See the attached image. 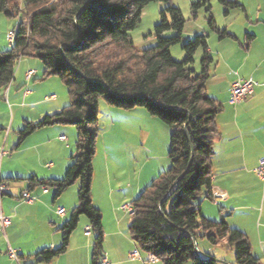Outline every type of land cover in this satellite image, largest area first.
I'll use <instances>...</instances> for the list:
<instances>
[{
    "label": "trees",
    "instance_id": "16d2710c",
    "mask_svg": "<svg viewBox=\"0 0 264 264\" xmlns=\"http://www.w3.org/2000/svg\"><path fill=\"white\" fill-rule=\"evenodd\" d=\"M17 1L0 0V13L21 14L10 49L0 53V89L4 91L13 81L21 59L33 58L42 63L43 79L56 76L64 83L71 101L36 123L26 122L18 131L16 147L47 126L76 129L75 151L64 178L27 179L31 185L55 188L56 195L78 182L77 207L60 229V246L39 251L36 261L48 263L63 254L79 216H85L94 235L91 264H100L102 219L92 205L91 183L101 98L118 109L141 108L170 129L169 168L130 203L128 234L138 251L152 254L161 264H215L195 254L194 242L205 239L212 246L224 242L233 248L234 264H264L252 255L244 233L224 221L206 219L199 209L200 198L212 196L213 144L218 135L215 119L222 109L205 88L212 64L206 52L208 36L202 33L184 44L185 58L176 62L169 48L181 42L184 20L179 9L169 5L161 13L154 28V47L137 50L129 34L139 24L145 6L170 0H24L22 8ZM208 26L219 39L230 37L212 17ZM168 31L173 36L163 37ZM198 49L203 55L196 73L191 66Z\"/></svg>",
    "mask_w": 264,
    "mask_h": 264
},
{
    "label": "crops",
    "instance_id": "0c3cea01",
    "mask_svg": "<svg viewBox=\"0 0 264 264\" xmlns=\"http://www.w3.org/2000/svg\"><path fill=\"white\" fill-rule=\"evenodd\" d=\"M240 12L242 15L232 22L233 25L225 23L222 27L230 37H210L207 40L206 52L212 58V64L209 68L210 77L205 84L206 93L222 106L215 119L218 135L213 144L211 194L220 191L224 197L213 200L212 196H202L199 209L206 219L224 221L231 229L244 233L250 243L252 255L263 260L264 184L257 178L254 169L264 154V8L259 6L248 11L242 7ZM225 15L228 17L230 12L226 11ZM201 53L196 60L200 58ZM18 65V71L15 70L7 93L5 94L6 89H0V129L5 131L3 136H0V150H7V154L0 159V178L13 181V184L7 183L8 190L0 200V211L10 218V224L3 230L0 228V264H91L94 235L91 231L89 234L85 233V229L90 228L85 216H79L63 254L48 263L36 261L35 255L39 251L54 250L60 246V229L77 207L78 187L71 185L72 188L69 186L56 195L55 188L46 187V192H43L41 186L31 185L27 179H63L71 163L76 132L71 125L47 126L35 130L16 147L18 130H21L26 122L36 123L45 115L54 114L65 107L54 94L45 95L41 101H37L42 85L33 83L37 81L34 77L38 74V70L33 67L39 68L36 62L23 58ZM29 69L34 70L36 74L25 80L24 73ZM249 78L256 82L253 94L240 104L230 105L228 97L231 84ZM49 96H55V99L45 100ZM26 100L31 104L29 107L23 103L21 105V102ZM109 107L107 111L114 115V107ZM130 111L137 113L133 112L135 125L132 126L139 131L140 145L147 146L154 133L151 129L161 124L164 134L167 130L169 149L168 126L141 108ZM109 120L111 121V118ZM107 150L108 147L104 146V175L110 180L109 168L112 167L114 171V166L108 168ZM14 162L22 165V169H19L22 171H14ZM164 170L163 165L160 168L152 167L150 174L147 172L146 176L154 179ZM146 176L145 183L138 181L129 191L131 199L123 200L131 203L140 194L145 185L149 184ZM97 187L91 183L92 205L100 213L106 210L105 213H108L111 219L106 225L105 213L101 215L102 255L107 258L109 264H161L158 261L145 262L146 254L140 251L139 260L128 259V254L138 249L128 232L120 227V219L124 218H114L119 209L114 207L113 195L105 189L103 194L107 197L105 205L102 206V200L97 196ZM25 191L34 197L30 204L21 199V194ZM58 208L65 211L64 216L57 215ZM124 212L128 217V228L131 214ZM10 249L16 253L18 262L9 257ZM206 255L211 256L204 254L202 257Z\"/></svg>",
    "mask_w": 264,
    "mask_h": 264
},
{
    "label": "rangeland",
    "instance_id": "374dc122",
    "mask_svg": "<svg viewBox=\"0 0 264 264\" xmlns=\"http://www.w3.org/2000/svg\"><path fill=\"white\" fill-rule=\"evenodd\" d=\"M204 1L205 0H170L169 3L153 2L148 4L144 7L141 13L139 24L135 27V29L129 32L134 47L137 50H146L156 45L157 39L154 36V28L161 20V13L166 11V8L169 5L179 9L184 20L181 42L169 48L170 55L176 62H181L185 58L182 46L188 41L192 40L195 36L204 33L208 36L207 40H209L210 37L218 38L217 34L211 31L208 26L209 17H212L215 24L218 27H221V31H225L222 27L225 25V23L233 25L232 22L236 21L239 15H242V13L240 12L242 7L248 11L255 10L259 6L264 8V0H206V4L204 3ZM221 1L236 3L240 5V7H226L223 5V3H221ZM17 4L19 8H22L24 5V0H18ZM226 11L228 13L230 12V15L228 17L225 15ZM166 15L168 21H170L168 14ZM20 21V13L14 14L12 16H6L4 13H0V53L6 52L10 49V44L6 39V34L9 32H13L14 34H16ZM173 34L174 33L172 31H168L165 32L162 36L168 38L173 36ZM200 53V58L196 60V58H198V54ZM202 55V49H198L195 53L194 64L191 67L196 71V73L200 72V60L202 58ZM27 59H31L33 62H36L39 67H33V69L38 70L37 76H35L36 72L33 75L35 76L34 78H37V81H33V83H40L42 85L38 91L39 97L37 101H41L45 95L54 94L57 96V99L60 98V102H63L64 106H67L71 100L64 83L56 76H49L43 79L42 63L37 59ZM18 68L19 65L17 66L16 71H18ZM27 71H25V73ZM33 76H31V78ZM30 82L32 84V80ZM10 84L6 87L5 94L9 90ZM22 103L26 107H29V105H31L27 100L26 102H21V105ZM109 108V105L103 99L100 98L98 100L99 114L97 126L99 131L95 142V154L92 159V183L94 186H98L97 196L99 197L98 199L102 200V206L105 205L107 197L105 194H103V192H105V189L107 193L110 192L113 195L114 207L121 210L119 211L117 209L118 213L116 214V216H114V218H124L120 219V227L124 228L127 233L128 217L124 215L126 213L124 212L125 210H123L122 207L124 205L130 204L129 201H125L127 199L130 200L132 197L130 196L129 191L132 187H135L138 181H141L143 183L146 182L145 176L147 172H149L150 174L152 167L160 168L163 165L165 169L164 171L168 169V134L167 130L164 134L163 126L158 123L159 125H157V128L151 129V131L154 133L151 135L150 143L147 144V146L143 147L139 144L138 141V137H140L139 131L132 126V124L135 125L134 114L136 113V111L123 110L114 107V115H110L107 111ZM134 110H137V107L134 108ZM110 118L111 121L109 120ZM72 128H74V132H76L75 127ZM3 133H5V131H0V136H3ZM17 142L18 138H16L15 143ZM15 143L13 145H15ZM74 144L73 153L75 151ZM104 146L108 147V168L111 167V165L114 166V171L112 170V167L109 168V172L111 174L110 180H107L109 177H107V175H104ZM19 149L20 147L18 148V150ZM5 151L7 150L5 149ZM112 158H114V160H111ZM13 164V169H15L14 171H22L19 170L22 169V165L20 163L14 162ZM1 168L2 162H0V169ZM146 177L147 181H149L147 183L150 184L153 179L151 178V176H149L148 178V175ZM3 182L13 184V181L10 180H3ZM72 186L78 187V182ZM72 186H70L69 188H72ZM128 194L129 196H127ZM105 212L106 210L104 211V213ZM104 213L101 212V215L103 216ZM3 216L6 217L5 215ZM104 217L105 224L107 225L108 221L110 222L111 219L108 216V213H105ZM6 218L10 220L9 217ZM196 245L200 254H210V258L216 260L214 261L215 264L235 263V250L226 246L224 242L220 245L212 246L205 239H198L196 241ZM259 260L264 261V259Z\"/></svg>",
    "mask_w": 264,
    "mask_h": 264
},
{
    "label": "built area",
    "instance_id": "2783aa9c",
    "mask_svg": "<svg viewBox=\"0 0 264 264\" xmlns=\"http://www.w3.org/2000/svg\"><path fill=\"white\" fill-rule=\"evenodd\" d=\"M13 38H14L13 32H9L6 34L7 42L10 45H12ZM34 74H35L34 70H28L24 75L25 80L30 79L31 76H33ZM255 86H256V82L252 78H249L247 80H238V81L232 83L230 86V89H229L228 103L230 105H237V104L244 102L247 98H249L253 94ZM54 99H55V96H49V97L45 98V100H54ZM6 154L7 153L1 148L0 159L3 158ZM254 173L257 176V178L264 184V154L258 160V164L254 169ZM46 189L47 188L45 186H41V190L43 192H46ZM7 190H8V184L4 183L3 180L0 178V200H1L2 196L7 192ZM223 197H224V195L220 191H216V192L212 193L213 200H216L218 198H223ZM21 199L24 202L29 203V204L34 201V197L31 196L26 191L21 194ZM129 205L128 204L124 205L122 207V209L132 213V207H131V205L130 206ZM64 212L65 211L62 208H58L56 210L57 215L60 217L64 216ZM9 224H10L9 219L4 217L2 212L0 211V228L3 230ZM89 232H90V228H86L85 233L89 234ZM8 255L11 259L18 262V257L13 250L10 249L8 251ZM128 259L129 260H139L140 259V252L138 250L131 251L128 254ZM145 260H146L145 262L152 263V262L156 261V258L153 255H147L146 254ZM100 264H109V261L107 260V258L104 255H102V257L100 259Z\"/></svg>",
    "mask_w": 264,
    "mask_h": 264
},
{
    "label": "water",
    "instance_id": "95a60500",
    "mask_svg": "<svg viewBox=\"0 0 264 264\" xmlns=\"http://www.w3.org/2000/svg\"><path fill=\"white\" fill-rule=\"evenodd\" d=\"M186 137H187V139H188V136H187V135H186ZM188 141H189V139H188ZM189 142H190V141H189ZM175 183H176V182H175ZM194 250H195V254H196V256H197L199 259L204 260V261H206V260L216 261V260H213L212 258H209V257H202V255L200 254V252H199V250H198L197 245H196L195 242H194Z\"/></svg>",
    "mask_w": 264,
    "mask_h": 264
},
{
    "label": "bare ground",
    "instance_id": "6f19581e",
    "mask_svg": "<svg viewBox=\"0 0 264 264\" xmlns=\"http://www.w3.org/2000/svg\"><path fill=\"white\" fill-rule=\"evenodd\" d=\"M148 255H152V254H148Z\"/></svg>",
    "mask_w": 264,
    "mask_h": 264
}]
</instances>
